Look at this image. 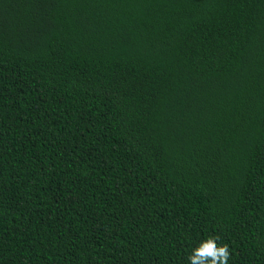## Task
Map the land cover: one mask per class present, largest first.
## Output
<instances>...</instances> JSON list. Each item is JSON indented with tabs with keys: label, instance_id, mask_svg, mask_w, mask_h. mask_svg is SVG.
I'll list each match as a JSON object with an SVG mask.
<instances>
[{
	"label": "trees",
	"instance_id": "trees-1",
	"mask_svg": "<svg viewBox=\"0 0 264 264\" xmlns=\"http://www.w3.org/2000/svg\"><path fill=\"white\" fill-rule=\"evenodd\" d=\"M264 264V0H0V264Z\"/></svg>",
	"mask_w": 264,
	"mask_h": 264
},
{
	"label": "clouds",
	"instance_id": "clouds-1",
	"mask_svg": "<svg viewBox=\"0 0 264 264\" xmlns=\"http://www.w3.org/2000/svg\"><path fill=\"white\" fill-rule=\"evenodd\" d=\"M215 239L203 242L190 257L191 264H227L229 249L226 245L218 247Z\"/></svg>",
	"mask_w": 264,
	"mask_h": 264
}]
</instances>
